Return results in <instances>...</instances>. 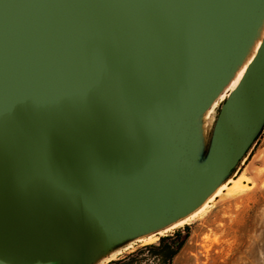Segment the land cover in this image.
Segmentation results:
<instances>
[{
  "label": "water",
  "instance_id": "obj_1",
  "mask_svg": "<svg viewBox=\"0 0 264 264\" xmlns=\"http://www.w3.org/2000/svg\"><path fill=\"white\" fill-rule=\"evenodd\" d=\"M263 4L0 0V264H90L231 177L264 122V39L196 152L189 120Z\"/></svg>",
  "mask_w": 264,
  "mask_h": 264
},
{
  "label": "rangeland",
  "instance_id": "obj_2",
  "mask_svg": "<svg viewBox=\"0 0 264 264\" xmlns=\"http://www.w3.org/2000/svg\"><path fill=\"white\" fill-rule=\"evenodd\" d=\"M219 100L218 104L221 105ZM219 112L216 105L206 120L205 142L211 137ZM244 156L232 168L230 183L245 176L240 190H223L196 220L183 224V244L171 264H264V122L255 130ZM205 151L200 155L203 157ZM222 183V182H220ZM133 240L119 247L114 257L104 256L90 264H104L121 258L137 248L157 243Z\"/></svg>",
  "mask_w": 264,
  "mask_h": 264
},
{
  "label": "bare ground",
  "instance_id": "obj_3",
  "mask_svg": "<svg viewBox=\"0 0 264 264\" xmlns=\"http://www.w3.org/2000/svg\"><path fill=\"white\" fill-rule=\"evenodd\" d=\"M264 39V4L260 10V13L256 19V22L249 33L245 43L235 57L230 68L224 75L223 79L215 87L212 93L204 101L197 113H195L189 120L192 140L191 149L198 151L204 137L206 129V120L211 113L214 106L225 98L227 92L232 89L240 80L247 65L254 58L262 40ZM209 119V118H208ZM245 176H240L234 179L231 183L229 178L220 183L221 177L208 182L201 192L189 203L171 211L157 218L135 223L128 226L123 232H121L116 241H122L128 237H135L138 240L145 242H152L158 235L163 234L173 228L179 227L183 224L196 220L207 209L212 200L219 195L223 190L232 192L240 190L245 184H243ZM130 243V242H129ZM127 243V244H129ZM126 244V245H127ZM125 246V245H124ZM123 247V246H122ZM119 252V249H115L109 252L110 258L114 257ZM106 251L102 252V254ZM100 257H97L99 259Z\"/></svg>",
  "mask_w": 264,
  "mask_h": 264
},
{
  "label": "trees",
  "instance_id": "obj_4",
  "mask_svg": "<svg viewBox=\"0 0 264 264\" xmlns=\"http://www.w3.org/2000/svg\"><path fill=\"white\" fill-rule=\"evenodd\" d=\"M181 231V228H176L173 232L160 236L157 243L143 245L109 264H171L187 235L182 237Z\"/></svg>",
  "mask_w": 264,
  "mask_h": 264
},
{
  "label": "flooded vegetation",
  "instance_id": "obj_5",
  "mask_svg": "<svg viewBox=\"0 0 264 264\" xmlns=\"http://www.w3.org/2000/svg\"><path fill=\"white\" fill-rule=\"evenodd\" d=\"M121 258H122V257H121ZM117 259H119V258H117ZM112 260H116V259H112ZM112 260H109L108 262H106V263H104V264H109L110 261H112Z\"/></svg>",
  "mask_w": 264,
  "mask_h": 264
}]
</instances>
